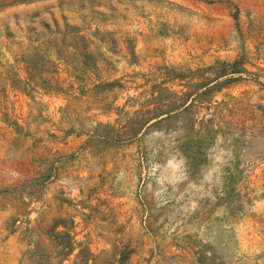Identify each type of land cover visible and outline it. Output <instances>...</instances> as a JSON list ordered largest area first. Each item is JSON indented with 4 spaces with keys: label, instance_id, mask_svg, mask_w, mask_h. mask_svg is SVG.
<instances>
[{
    "label": "rangeland",
    "instance_id": "374dc122",
    "mask_svg": "<svg viewBox=\"0 0 264 264\" xmlns=\"http://www.w3.org/2000/svg\"><path fill=\"white\" fill-rule=\"evenodd\" d=\"M0 264H264V0H0Z\"/></svg>",
    "mask_w": 264,
    "mask_h": 264
},
{
    "label": "trees",
    "instance_id": "16d2710c",
    "mask_svg": "<svg viewBox=\"0 0 264 264\" xmlns=\"http://www.w3.org/2000/svg\"><path fill=\"white\" fill-rule=\"evenodd\" d=\"M181 103H183V100H182V102ZM182 105V104H181ZM155 115H157V114H155ZM159 116V115H158ZM156 117V116H155ZM148 119H149V117L148 118H146L142 123H140L141 124V126H143V125H145L146 124V122H148ZM131 122H135V123H139V120H131ZM137 133V129L135 130V128L132 130V132H130V131H125V132H122V133H120V132H117V131H115L114 130V133H112V134H102V133H97V136H101V137H103V138H112V137H118V138H123V137H125V136H127V137H129L130 136V138L132 137V136H134L135 134ZM117 135V136H116ZM120 135V136H119ZM73 244L74 243H72V245L70 244V246H67L65 249H67V250H70V251H72L73 250Z\"/></svg>",
    "mask_w": 264,
    "mask_h": 264
}]
</instances>
